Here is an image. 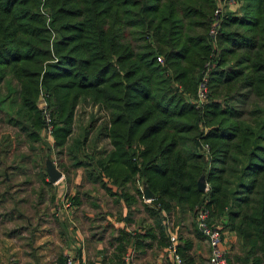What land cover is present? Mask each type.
I'll list each match as a JSON object with an SVG mask.
<instances>
[{
    "label": "trees",
    "instance_id": "1",
    "mask_svg": "<svg viewBox=\"0 0 264 264\" xmlns=\"http://www.w3.org/2000/svg\"><path fill=\"white\" fill-rule=\"evenodd\" d=\"M231 1L215 20L218 0H0V124L37 149L41 96L59 154L90 103L109 149L84 151V132L67 156L127 206L131 190L141 197L136 182L151 193L145 238L156 231L165 246L167 217L206 210L237 241L227 264H264V0ZM206 63L207 101L195 109ZM189 248L177 245L183 264Z\"/></svg>",
    "mask_w": 264,
    "mask_h": 264
},
{
    "label": "crops",
    "instance_id": "2",
    "mask_svg": "<svg viewBox=\"0 0 264 264\" xmlns=\"http://www.w3.org/2000/svg\"><path fill=\"white\" fill-rule=\"evenodd\" d=\"M39 139L37 149L29 150L15 133L0 130V264H63L65 257L73 264H173L157 243V232L152 240L140 231L151 219L132 190L134 204L127 206L109 184L106 191L88 181L82 168L72 167L65 150L57 154L52 139L42 132ZM92 147L95 152L109 149L105 139H96ZM42 159L61 175L54 184L40 168ZM187 218L179 225L188 220L194 226ZM193 228V234L190 228L185 233L190 244L186 264H206L209 248ZM228 243L237 253L235 236L222 232L226 255Z\"/></svg>",
    "mask_w": 264,
    "mask_h": 264
},
{
    "label": "built area",
    "instance_id": "3",
    "mask_svg": "<svg viewBox=\"0 0 264 264\" xmlns=\"http://www.w3.org/2000/svg\"><path fill=\"white\" fill-rule=\"evenodd\" d=\"M220 2L222 3L221 5L223 6L224 4L228 5V7L232 5L231 0H218L217 7L213 12L215 20L217 19V16L222 9L221 8L222 6L218 5ZM213 32L214 30L211 29L210 34H213ZM213 38L214 37H209L210 40H213ZM156 61L159 64L161 63L160 58H156ZM204 68H205V71L202 72L201 74L200 80L196 87L194 97L191 100V103L193 104L195 109L201 108V106L207 101V72L206 70L208 69V63L205 64ZM38 102H39L38 107L41 110V116L43 119L42 133L45 135L46 138L52 139L50 118H49V115L46 109L45 102L41 96H39ZM200 149L206 152L207 146L201 145ZM135 187L141 193L140 199L143 202V204H148L151 200L143 199L142 197L143 187L138 182L135 183ZM205 190H206V187H205ZM165 221L167 220L165 219ZM193 222H194L195 229L201 235L207 247L209 248V256H208L206 264H227L226 252L221 247V226L219 224L217 225L208 224V213L206 210H198L195 214ZM165 230H166L167 241H166V245L164 246V250L167 253V255L171 258V260L173 261V264H182L180 261L179 255L177 253V238L175 236V233L171 229V224L170 225L168 224L165 227ZM128 263L132 264L131 261H129ZM64 264H73V260L70 257H65Z\"/></svg>",
    "mask_w": 264,
    "mask_h": 264
},
{
    "label": "rangeland",
    "instance_id": "4",
    "mask_svg": "<svg viewBox=\"0 0 264 264\" xmlns=\"http://www.w3.org/2000/svg\"><path fill=\"white\" fill-rule=\"evenodd\" d=\"M221 4L222 3L220 2L218 5L222 6L221 7L222 11L223 10L228 11L227 9H229L228 12H231V11H234L235 7H236V5L233 2H232V5L229 6V7H228V5L224 4V6H223ZM13 86L14 85H12V88H13ZM2 89L4 90V87H2ZM9 110H10V107H9L8 103H5L3 105L2 112H6L7 113ZM105 120H106L105 119V115H104V113L102 111H99L96 107H94L90 103H80L77 106V108L75 109L74 122L72 123V131H71L70 137L67 140L66 147L63 150H67V147H70V145H71L70 142L73 141L74 138H76V141H78V140L82 139L83 133L87 132L86 137H85L86 140H85V143L83 145V149H84V151H86V150L89 151V149L91 148L92 142L94 140V134L97 133V130L105 122ZM0 130H1V132H6L7 134H14L15 133V130L13 128H11V127H9L7 125H3V124H0ZM19 148H22V145H20ZM200 151L202 153H205L201 149H200ZM66 152H65V155L67 156ZM65 160H66V162L68 161L67 158ZM40 164H41V160H40ZM37 167L39 168L40 166L37 165ZM40 168H42V164H41ZM204 186L206 187L205 184H204ZM17 197H20V195L17 194ZM22 197H26V194L24 193V195ZM137 200L140 202V203L138 202L140 204V207L142 205H144L140 198L137 197ZM145 205H148V204H145ZM141 210H143L142 207H141ZM143 212H144V210H143ZM179 216L180 215H171V217H167L168 221H164V227H166L168 224L169 225L171 224V229L173 230V232L175 233V236L177 238V245H178V243L181 240L188 239L185 236V233L187 234V233H189V231L186 230V229L190 228V232L192 234L194 232L193 231V229H194L193 227L194 226H192L193 224L191 225L188 220H187L188 223L184 224V226H180L179 225L181 222H183L185 217H188L189 219H191V221H193V217L188 212H186L183 215H181V217H179ZM175 221H177V223ZM141 224H142V222H139V225H141ZM189 225H190V227H189ZM152 226H153V223H152V220H150V223L145 225V227L142 228L140 231L143 230L145 232V230L148 227L152 228ZM184 229L186 231H184ZM223 233H227V232H223ZM194 237H196V235H194ZM228 244H226L228 246V249H229L227 252H228L229 259H231L232 255L236 254L235 253L236 251L233 249V244L232 243H228ZM226 258H227V256H226Z\"/></svg>",
    "mask_w": 264,
    "mask_h": 264
},
{
    "label": "water",
    "instance_id": "5",
    "mask_svg": "<svg viewBox=\"0 0 264 264\" xmlns=\"http://www.w3.org/2000/svg\"><path fill=\"white\" fill-rule=\"evenodd\" d=\"M44 171L47 176L48 182L50 184H54L55 182L58 181L60 178V173L55 169L51 161L46 160L44 164ZM196 188L199 192H204L205 186L203 184V178H199L196 183ZM142 197L144 200H151L152 195L147 189H143L142 191Z\"/></svg>",
    "mask_w": 264,
    "mask_h": 264
},
{
    "label": "bare ground",
    "instance_id": "6",
    "mask_svg": "<svg viewBox=\"0 0 264 264\" xmlns=\"http://www.w3.org/2000/svg\"><path fill=\"white\" fill-rule=\"evenodd\" d=\"M204 192H205V190H204Z\"/></svg>",
    "mask_w": 264,
    "mask_h": 264
}]
</instances>
